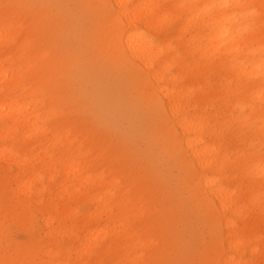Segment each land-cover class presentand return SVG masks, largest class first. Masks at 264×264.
<instances>
[{"label":"bare ground","instance_id":"bare-ground-1","mask_svg":"<svg viewBox=\"0 0 264 264\" xmlns=\"http://www.w3.org/2000/svg\"><path fill=\"white\" fill-rule=\"evenodd\" d=\"M70 1L76 4L72 10L97 6L93 16L86 11L89 27L96 30L91 39L113 58L131 63L133 88L142 94L143 103L154 107L150 132L160 136L187 168L188 182L200 193L207 222L218 227L199 263L264 264V165L255 170L258 180L246 176L250 181L241 192L225 156L217 151L216 131L191 100L197 71L215 63H226L221 70L231 75L229 81L238 82L236 91L243 89L248 95L262 91L264 0ZM39 9L44 15L46 10ZM18 34L21 49L33 61L3 68L0 60V163L6 197L13 201L9 214L27 218L34 214L40 223L42 237H32L27 251L38 258L36 264H170L171 260L175 264L183 258V239L175 227L181 213L173 207L158 208L167 199L160 192L161 179L131 148L112 142V135L117 136L108 132V112L104 122L88 118V123L77 119L78 123L65 125L62 120L58 133L45 138L38 113L42 101L26 97L35 92L48 95L49 74L41 73L37 90L25 88L23 76L39 73L49 64L62 71L67 57L61 52L51 54L45 47L28 54L33 33ZM13 36L0 31L1 51L11 45ZM172 41L179 49L171 47ZM183 57L190 62L184 63ZM100 85L102 97L108 89L122 100L117 79ZM16 90L19 93L12 96ZM51 94L57 105L44 112L48 118L58 113L60 100L70 97L61 82ZM34 138L48 141L30 155ZM22 146L27 149L18 152ZM54 148L60 149L57 157L63 162L58 171L51 160ZM42 173L49 187L40 185ZM78 201L88 203L90 209L81 213ZM62 238L70 242L69 247L60 245ZM3 250L0 244V264H24L16 250Z\"/></svg>","mask_w":264,"mask_h":264},{"label":"rangeland","instance_id":"rangeland-1","mask_svg":"<svg viewBox=\"0 0 264 264\" xmlns=\"http://www.w3.org/2000/svg\"><path fill=\"white\" fill-rule=\"evenodd\" d=\"M68 1L69 3L65 0H0L1 35L12 37L16 34L11 40V45L2 47L6 48L5 50H0L3 68L10 63L14 67L32 64L33 60L27 57L20 47L21 38L18 33H33L26 47L28 54L45 47L51 54L61 52L67 57V65L62 71H54L55 67L49 64L39 73L23 76L24 87L37 90L41 73L49 74L45 83V90L49 94L35 92L26 97L37 103L42 101L43 106L39 108L38 113L39 118L43 120L45 138H49L51 133H58L57 126L61 127L62 120H66L65 125H74L78 123L77 119L94 118L103 121L108 112L105 120L109 125L108 132L117 136L112 135V142L122 149L131 148L132 150H127H131L143 165L149 167L161 179L160 192L167 199H164L158 208L164 207L166 210L173 207L181 213L175 227L183 239L180 247L183 258H179L175 264H200L199 261L204 257L206 246L212 238L213 229L218 227L207 222V212L200 204V193L196 186L188 182L187 168L177 162L174 150L164 146L160 136L150 132L152 122L149 118L154 113V107L150 102L143 103L142 94L133 88L131 63L123 57L113 58L100 42L91 39L96 30L93 26L89 27L86 11L93 16L97 6L81 5L83 10H72L76 4ZM2 4H7V9ZM39 8L46 10L44 15ZM37 15L39 17L35 18ZM168 29L163 32L166 33ZM157 43L163 44V40ZM175 44L170 42L172 48L179 49ZM6 52L9 56H3ZM18 52L23 53L24 57H19ZM183 62L190 61L183 57ZM215 64L197 71L195 81L191 84V100H194L198 110L205 113V117L201 118H206L208 126L216 131L217 151L225 156L226 165L235 176V183H238L239 190L244 192L247 189V181H250L248 179L258 180L259 175L255 170L264 165V87L259 94L253 95L246 94L243 89L236 91L238 82L229 81L231 75L221 70L226 63L220 66ZM187 66L191 68L192 63ZM116 79L120 84L118 87L124 92L122 100L119 101L108 89L102 97L98 91L100 84ZM60 82L70 97L60 100L55 116L45 117L44 112L50 106L57 105L55 96L51 93ZM94 82L97 83L96 88L93 86ZM188 86L185 85L186 88ZM18 93L19 90H16L12 96ZM105 103H111V106ZM74 106L77 109L73 110ZM61 131L63 135L62 128ZM87 132L89 133V129ZM61 134H58L59 138ZM47 141L32 139L29 154L33 155L42 150ZM110 145L112 146L111 143ZM23 149L27 147L22 146L17 151H24ZM59 152V148H54L51 157L55 171L63 164L57 157ZM2 175L3 167L0 163V244L4 248L2 252L16 250L20 262L36 264L38 258L27 249L32 237H42L39 232V220L34 214L28 218L9 214V205L13 201L6 197L7 185L3 182ZM246 176L249 178L245 179ZM46 178L47 175L42 173L39 183L43 187H49ZM76 205L81 213L90 209L86 202L78 201ZM60 245L69 247L70 242L62 238ZM138 254L141 255L139 252ZM172 263L173 260L170 264Z\"/></svg>","mask_w":264,"mask_h":264}]
</instances>
